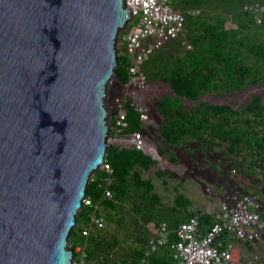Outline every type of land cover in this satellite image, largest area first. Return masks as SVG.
<instances>
[{
  "label": "water",
  "instance_id": "1",
  "mask_svg": "<svg viewBox=\"0 0 264 264\" xmlns=\"http://www.w3.org/2000/svg\"><path fill=\"white\" fill-rule=\"evenodd\" d=\"M131 16L126 0H0V264H72Z\"/></svg>",
  "mask_w": 264,
  "mask_h": 264
},
{
  "label": "trees",
  "instance_id": "2",
  "mask_svg": "<svg viewBox=\"0 0 264 264\" xmlns=\"http://www.w3.org/2000/svg\"><path fill=\"white\" fill-rule=\"evenodd\" d=\"M251 1L263 0H172L174 7L185 11V37L191 48H184L178 38L171 39L144 61L142 70L148 81H166L175 94L162 95L155 100L160 116L157 130L164 144L172 147L196 144L206 153H216L221 164L230 163L234 168L239 164L234 156L242 154L244 160H249L248 165L261 168L264 176V104L258 94H253L241 109L206 102H197L187 109L182 105L184 97L196 100L208 92H231L264 84V42L253 40L244 31L255 23L248 12L240 9ZM194 9L201 13L210 11L212 15L206 18L188 12ZM224 14H233L235 29L224 27ZM242 17L247 20H239ZM115 72L118 81L126 80L123 53L118 54ZM126 120L127 131L139 129V114L133 108L128 109ZM106 162L112 168L113 181L109 185L112 197L102 198L107 174L100 167L91 175L86 195L101 203L103 213L127 210L134 225L133 245L122 247L116 236L105 235L102 228L87 240L86 264H175L168 246H159L147 253L151 233L146 225L165 221L174 229L188 216L187 211L183 214L180 209L187 210L188 199L180 196L171 206L162 203L152 180L142 177L141 170H146L154 161L141 150L110 144ZM259 193L263 200V187H259ZM90 211V206L82 204L69 233L74 258V247L83 240L80 224ZM197 214L203 229L214 221L210 213ZM106 215L108 220L113 219L109 213ZM174 239L171 235V240ZM237 241L247 250L252 248L248 241ZM120 246L122 257L117 258L113 252Z\"/></svg>",
  "mask_w": 264,
  "mask_h": 264
},
{
  "label": "built area",
  "instance_id": "3",
  "mask_svg": "<svg viewBox=\"0 0 264 264\" xmlns=\"http://www.w3.org/2000/svg\"><path fill=\"white\" fill-rule=\"evenodd\" d=\"M131 9V18L117 37V54L126 57L127 77L118 84V92L111 101V124L109 145L141 150L153 159L156 155L150 144L156 147L147 130L153 124L149 102L145 96L149 83L142 65L153 52L171 39L185 35V11L172 5V0H126ZM248 12L254 23L264 21V0L245 2L241 8ZM198 14L199 9L188 10ZM184 48H191L186 40ZM129 108L139 114L138 130L127 131L126 120ZM157 153V150H156ZM158 154V153H157ZM100 168L107 174L104 178L102 198H111L109 185L113 178L110 163L105 161ZM226 190L219 211L211 225L203 229L197 213H190L172 229L165 221L148 223L151 238L147 253L159 246H168L175 264H245L251 262L239 254L237 240L254 243L264 235V200L252 190H244L236 184ZM208 189V188H207ZM83 204L92 208L80 224L82 242L75 245L72 264H86L87 240L92 233L102 229L105 217L100 202H94L85 194ZM171 235L175 236L171 240Z\"/></svg>",
  "mask_w": 264,
  "mask_h": 264
},
{
  "label": "rangeland",
  "instance_id": "4",
  "mask_svg": "<svg viewBox=\"0 0 264 264\" xmlns=\"http://www.w3.org/2000/svg\"><path fill=\"white\" fill-rule=\"evenodd\" d=\"M198 15L208 18L212 13L204 10L202 13L200 11ZM223 20L226 29H235L237 27L236 22L233 21V14H224ZM239 20H247V18L242 17ZM244 31L247 32L253 40L264 42V21L260 24L255 23L254 25H249ZM120 32L121 30L118 35ZM178 39L181 40L179 42L181 45L183 40H187L185 35L180 36ZM160 48H162V46ZM148 83L149 86L145 96L149 102V111L153 119V124L148 125L149 128L147 132L151 140L155 142V148L158 154L153 158L154 163L146 170L141 171L142 177L152 180L154 190L160 195L162 203L167 206L174 205L176 199L182 196L189 201L187 210L184 211L183 208H180L182 212L187 211L186 214L207 212L215 216L221 202L226 196V194L223 193V189L226 188L228 191L231 190L235 185L233 181L238 184L241 190H253L260 195L259 187L264 188L263 171L259 167L248 165L249 160H244L242 154L234 156L235 160L239 161L238 168H234L230 163L221 164L218 161V155L216 153H206L204 150L197 147L196 144L189 143L178 147L164 144L157 130L160 116L157 111H155L157 103L155 100L162 95L175 96V94L166 81L155 79L149 80ZM253 94H258L261 103L264 104V84H256L253 86H244L241 89L231 92L204 93L196 100H190L184 97L182 99V105L187 109L197 102H206L216 105L226 104L233 109H241ZM192 144L195 150L190 148ZM118 147L127 149L122 146ZM187 157L192 158V161L195 162L196 166L200 169L206 168L208 165V167L212 169V173H204L205 177L198 176L197 179L198 171L191 169L185 162ZM201 158L203 160L199 161L198 159ZM198 162L203 164L197 165ZM194 174L196 177H193ZM126 212L127 210L125 209L108 212L113 218L111 220H108V217L106 218V214L108 213H103L105 217V225L103 227L104 234L107 236H116L121 246L124 248L129 244L133 245L132 231L134 230L133 220L130 214ZM146 227L148 228V225H146ZM121 246L113 252L114 256L117 258L122 257L123 249H121ZM251 246L252 248L247 250L242 247V245L238 244L240 256L243 258L246 255L245 258L251 261L245 264H264V235L261 239L252 243Z\"/></svg>",
  "mask_w": 264,
  "mask_h": 264
},
{
  "label": "flooded vegetation",
  "instance_id": "5",
  "mask_svg": "<svg viewBox=\"0 0 264 264\" xmlns=\"http://www.w3.org/2000/svg\"><path fill=\"white\" fill-rule=\"evenodd\" d=\"M198 160L201 161L203 159L201 158V159H198ZM185 162L189 165V167L191 169H194V170H197L198 171V167L196 166L195 162L192 161V158L187 157L185 159ZM202 164L203 163L198 162L197 165H202ZM201 172H202L201 176L205 177L204 173L211 174L212 173V169L210 167H208V165H207L206 168H201Z\"/></svg>",
  "mask_w": 264,
  "mask_h": 264
},
{
  "label": "crops",
  "instance_id": "6",
  "mask_svg": "<svg viewBox=\"0 0 264 264\" xmlns=\"http://www.w3.org/2000/svg\"><path fill=\"white\" fill-rule=\"evenodd\" d=\"M194 145L192 144V147H190L191 149H193V148H195V147H193ZM127 149H129V148H127ZM193 150H195V149H193ZM154 161V160H153ZM161 172V171H160ZM201 174H202V172H201V169L200 168H198V172H197V179H198V176L200 177L201 176ZM193 177H196V175L194 174L193 175ZM227 189L226 188H224L223 189V193L226 191ZM253 191V190H252ZM259 197H260V195H259ZM261 198V197H260ZM263 200H264V198H263ZM262 200V201H263ZM220 207V206H219ZM218 211H219V208H218ZM183 214H184V211H183ZM181 219V218H180Z\"/></svg>",
  "mask_w": 264,
  "mask_h": 264
},
{
  "label": "bare ground",
  "instance_id": "7",
  "mask_svg": "<svg viewBox=\"0 0 264 264\" xmlns=\"http://www.w3.org/2000/svg\"><path fill=\"white\" fill-rule=\"evenodd\" d=\"M151 148H152V151L154 152V154L157 156V153H156V148L153 144H150Z\"/></svg>",
  "mask_w": 264,
  "mask_h": 264
}]
</instances>
